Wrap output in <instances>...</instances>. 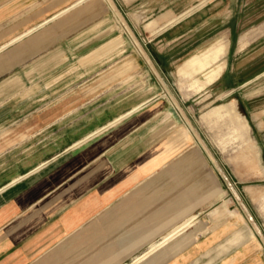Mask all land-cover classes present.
I'll list each match as a JSON object with an SVG mask.
<instances>
[{
  "label": "crops",
  "instance_id": "crops-1",
  "mask_svg": "<svg viewBox=\"0 0 264 264\" xmlns=\"http://www.w3.org/2000/svg\"><path fill=\"white\" fill-rule=\"evenodd\" d=\"M112 1L121 16L130 14L127 0ZM147 1L141 6L146 20L139 24L136 11L128 23L143 25L144 43L155 48L143 56L151 71L137 70L136 89L117 80L131 64L122 65V24L106 0L41 7L15 22L2 14L0 264H127L145 248L131 264L157 251L144 264L178 254L179 264H199L192 262L198 249L176 251L183 241L174 243L185 235L178 230L196 227L197 219H186L187 195L179 187L186 137L182 130L171 134L170 113L155 102L164 76L158 63L209 48L193 75L204 84L219 79L228 41L197 47L219 25H230L233 0H158L157 8ZM255 29L264 33V23ZM224 33L228 39L230 29ZM247 36L238 40V51ZM111 41L119 47L107 54L101 49ZM213 113L228 117L235 133L232 103ZM258 260L262 264L259 254Z\"/></svg>",
  "mask_w": 264,
  "mask_h": 264
},
{
  "label": "rangeland",
  "instance_id": "rangeland-1",
  "mask_svg": "<svg viewBox=\"0 0 264 264\" xmlns=\"http://www.w3.org/2000/svg\"><path fill=\"white\" fill-rule=\"evenodd\" d=\"M150 1H154L152 5L157 8L159 1ZM70 2L73 0H0V19L5 13L10 14V20L15 22L21 15L41 7L56 10ZM126 2L131 4L132 13L138 11V23L144 22L145 8L141 6L148 1ZM107 3L122 24L117 25L125 44L122 65L131 64V68L117 80L124 85L133 83L128 89H136L139 85L134 83L137 70L151 71L143 56L152 54L155 48L152 44L144 43L147 33L143 32V25L136 28L128 25L132 19L131 12L127 17L121 16L113 1L115 9ZM232 5L230 25H219L218 29L213 30L214 35L203 39L202 45L197 47V50L203 49L215 39L218 45L228 41V50L226 47L224 55L226 67L219 79L204 84L193 75L197 62L211 52L209 48L198 55H181L185 56L181 62L158 63L164 76L158 73L162 89L156 85L159 90L155 102L161 103V111L170 113L171 134H179L182 130L180 133L186 137V145L181 147L187 155L186 176L179 187L185 189L187 195L189 207L186 219L193 215L197 219L192 222L196 227L187 223L186 227L178 230H185V235L174 243L183 241L176 251L198 249V255L192 262L198 261L199 264H259L258 254L264 264V33L255 31L257 26L264 23V0H233ZM113 14L109 16L115 21ZM227 28L230 29L228 39L224 33ZM243 34H248V41L238 51V40ZM134 37L141 48L136 46ZM115 47L119 45L111 41L101 50L109 54ZM153 67L158 71L155 65ZM193 80H197V83L194 84ZM171 96L179 107L173 104ZM227 103L233 104L236 113L235 133L228 117L213 113ZM7 132L14 135L17 130L11 128ZM190 205L194 206V213H190ZM216 209L219 212L215 214ZM160 240L156 239L155 242ZM147 250L145 248L135 256ZM155 254L145 258L141 264ZM179 257L181 254L160 264H179L176 262ZM133 258L127 264H131Z\"/></svg>",
  "mask_w": 264,
  "mask_h": 264
},
{
  "label": "bare ground",
  "instance_id": "bare-ground-1",
  "mask_svg": "<svg viewBox=\"0 0 264 264\" xmlns=\"http://www.w3.org/2000/svg\"><path fill=\"white\" fill-rule=\"evenodd\" d=\"M107 2H109L110 4H111V6L113 7V4H112V1L111 0H107ZM114 8V7H113ZM112 8V9H113ZM115 9V8H114ZM134 39V38H133ZM134 41H136L135 39H134ZM144 54V53H143ZM144 56H145V54H144Z\"/></svg>",
  "mask_w": 264,
  "mask_h": 264
}]
</instances>
